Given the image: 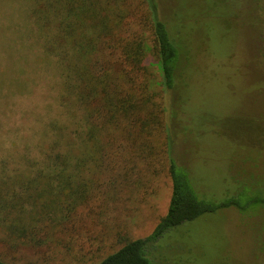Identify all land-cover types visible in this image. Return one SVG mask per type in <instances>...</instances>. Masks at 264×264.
I'll use <instances>...</instances> for the list:
<instances>
[{"label": "trees", "instance_id": "16d2710c", "mask_svg": "<svg viewBox=\"0 0 264 264\" xmlns=\"http://www.w3.org/2000/svg\"><path fill=\"white\" fill-rule=\"evenodd\" d=\"M10 1L18 4L12 33L38 47L36 61L53 68L62 111L48 119L49 140L41 139L39 154L20 156L26 167L0 171V243L60 248L72 257V247L62 239L76 231L81 208L95 197L107 171L123 182L163 165L170 195L150 233L126 240L94 264H159L156 251L165 253L164 238L202 214L223 208L253 213L264 206L263 182L231 176L226 189L216 193L188 165L206 159L199 152L206 125L238 148L249 137L264 143V117L237 112L224 121L197 114V121L207 122L195 129L184 110L190 96L186 67L192 69L194 62L185 38L190 22L207 18L230 34L241 19L263 40V0H217L218 5L200 0L192 20L187 4V13L177 15L158 0H0V5ZM225 5L227 10L219 7ZM14 63L0 67V91L6 85L25 89L18 76L23 68ZM151 65L159 71L160 96ZM12 156L0 157V163ZM77 250L81 258L90 252ZM0 264L48 263L0 258Z\"/></svg>", "mask_w": 264, "mask_h": 264}, {"label": "rangeland", "instance_id": "374dc122", "mask_svg": "<svg viewBox=\"0 0 264 264\" xmlns=\"http://www.w3.org/2000/svg\"><path fill=\"white\" fill-rule=\"evenodd\" d=\"M197 1L158 0L160 7H173L177 15L187 13V4L189 20L194 18ZM203 1L218 5L217 0ZM17 7L11 1L0 5V67L14 61L15 69L23 68V73L16 75L25 85L22 91L7 85L0 91V157L13 155L7 163H0V171L7 173L26 167L19 159L24 152L39 154L41 139L49 140L48 119L62 111L59 79L53 68L36 61L38 47L12 33L17 21L11 20V14L17 17ZM219 7L227 10V5ZM185 33L194 62L192 69L186 67L190 96L184 100V110L195 120V129H202L207 122L197 121V114L224 121L237 112L264 117V38L257 39L251 24L239 19L228 34L217 22L213 25L212 20L201 17L192 20ZM150 69L154 91L160 96L159 71L155 65ZM164 97L167 104L168 94ZM215 130L206 125L199 134V152L206 155L205 161L188 164L198 180L216 193L226 189L231 176L253 185L264 183V143L249 137L237 148ZM162 167L155 172L142 171L123 182L116 179V173L109 175L107 171L95 197L81 208L76 231L62 239L72 247V257L60 248H12L0 243V258L14 263L94 264L126 240L144 237L167 208L170 180ZM164 241L165 253L156 251L159 264H264V206L253 213L233 208L207 212L168 234ZM79 247L90 252L81 258Z\"/></svg>", "mask_w": 264, "mask_h": 264}]
</instances>
